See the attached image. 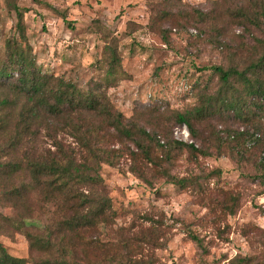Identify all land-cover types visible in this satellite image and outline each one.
Masks as SVG:
<instances>
[{
  "label": "rangeland",
  "instance_id": "374dc122",
  "mask_svg": "<svg viewBox=\"0 0 264 264\" xmlns=\"http://www.w3.org/2000/svg\"><path fill=\"white\" fill-rule=\"evenodd\" d=\"M11 1L20 8L24 36L17 31ZM262 4L264 0H0V55L5 41L14 38L30 48L44 72L82 89L101 84L100 92L125 122L166 130L168 138L191 143L190 130L175 123V113L217 96L221 82L211 66L242 70L262 54ZM111 45L120 64L105 85ZM211 105L216 106L213 113L193 120L199 151L148 145L151 156L160 160L158 169L147 164L142 172L137 168L142 161L130 156L135 150L130 140L118 139L112 129L113 136L101 132L96 146L112 165L101 162L98 175L116 212L111 232L102 238L114 239L121 228L147 227L141 217L152 215L165 224L163 246L153 249L162 264H264V169L255 150L241 154L240 145L220 138L221 128L226 133L258 128L264 135V113L242 121L225 115L220 102L211 99ZM85 116L88 123H100ZM158 134L169 142L163 132ZM60 138L69 151L81 148L76 137L64 133ZM42 140L41 146L51 147ZM73 155L83 160L84 154ZM165 170L170 177L161 175ZM21 205L13 209L0 203V215L23 219L28 230L51 223L55 207L39 202L36 194ZM0 242L13 256H31L21 231L0 233Z\"/></svg>",
  "mask_w": 264,
  "mask_h": 264
},
{
  "label": "trees",
  "instance_id": "16d2710c",
  "mask_svg": "<svg viewBox=\"0 0 264 264\" xmlns=\"http://www.w3.org/2000/svg\"><path fill=\"white\" fill-rule=\"evenodd\" d=\"M9 5L18 18L17 31L24 36L20 8L14 1ZM260 15L264 17L263 4ZM258 16L255 15L256 20ZM107 52L105 61L109 68L103 77L105 85L112 81L110 76L120 64L115 47L108 46ZM3 54L0 55V203L16 209L18 204H25L30 194H36L39 202L52 204L55 209L51 223L36 230L26 229L21 218L12 220L0 215V233L10 228L23 232L31 255L29 258L13 256L0 242V264H162L153 252L154 248L163 246L165 224L161 218L143 215L141 220L148 223L147 227L121 228L114 239L102 238L111 232L116 212L98 175L101 162L112 165L108 157L99 155L103 154L96 146L103 139L101 132L113 136L109 132L112 129L118 139L130 140L135 148L130 156L133 162L142 161V169L137 168L144 172L147 164L156 169L161 164L151 156L148 147L151 143L160 148L167 145L199 151L193 143L196 140L193 120L215 111L211 99L221 103L220 109L225 115L242 121L249 114L264 113V50L242 70L210 67L221 82L217 96L208 95L210 98L200 106L174 115L176 124H185L190 130L191 143L168 138L166 130H148L132 120L125 122L122 113L100 92L101 84L82 89L44 72L30 48L18 45L14 38L5 41ZM85 115L97 117L100 123H88ZM221 129L220 138L240 145L237 149L241 154L247 149L255 150L258 166L264 169L261 161L264 135L260 129L241 127L227 133ZM158 131L169 139V142L165 140L167 144ZM64 133L76 137L81 148L69 151L59 139ZM44 137L50 141V148L41 146ZM73 154H84L83 160L79 162ZM161 175L170 177L167 170ZM170 180L180 186L185 183L183 178ZM192 237L202 246L198 237ZM201 264L213 263L202 261Z\"/></svg>",
  "mask_w": 264,
  "mask_h": 264
},
{
  "label": "built area",
  "instance_id": "2783aa9c",
  "mask_svg": "<svg viewBox=\"0 0 264 264\" xmlns=\"http://www.w3.org/2000/svg\"><path fill=\"white\" fill-rule=\"evenodd\" d=\"M177 132H178V131H177ZM182 134H183L185 137H187V135H188L187 131L184 130V129H183V131H182ZM261 155H262V156H261V161H262V163L264 164V151L262 152Z\"/></svg>",
  "mask_w": 264,
  "mask_h": 264
}]
</instances>
